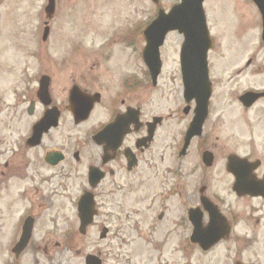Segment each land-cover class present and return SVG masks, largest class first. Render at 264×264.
<instances>
[{"label":"flooded vegetation","instance_id":"obj_1","mask_svg":"<svg viewBox=\"0 0 264 264\" xmlns=\"http://www.w3.org/2000/svg\"><path fill=\"white\" fill-rule=\"evenodd\" d=\"M202 16L211 40L202 63L210 95L199 114L195 95L198 97L200 89L194 87L198 63H189L188 95L184 96L177 54L179 98L175 95L172 109L164 110V115L159 108L147 114L145 95L156 89L158 82L147 83L141 61L130 69L112 61L111 44L124 39L122 32L116 38L105 34L86 52L83 39L87 36L80 31L74 46L67 50L70 59L67 56L56 67L48 64L29 83L24 91L28 96L22 97L28 107L20 112L21 117L29 118L25 135L8 142L0 133V229L13 228L9 245L16 244L27 227L26 249L35 262L39 263L38 258L49 261L62 249L76 251V247L63 246L77 245L87 235L79 232L81 198L89 194L95 203L89 230L105 211V198L129 194L133 185L144 182L146 174L154 187L141 200L147 205L140 208L150 213L151 220L142 240L151 241L169 220L175 242L168 250H173L175 257L178 245L195 246L206 253L208 250L198 245L210 244L218 237L211 249L225 242L235 247L247 240L237 230L257 227L264 213V0H204ZM229 32L237 36L238 46L224 42ZM141 37L134 45L138 53L143 46ZM130 41L134 43L135 38ZM42 75L48 77V91L39 96ZM74 90L80 94L73 98L77 116L91 107L86 120L80 116L77 122L69 110ZM230 109L233 118L227 122L243 124L241 132L239 128L232 133L219 130ZM40 120L48 130L39 142L30 141ZM168 120L173 123L170 165L162 172L160 162L167 148L159 153L156 147L160 129ZM7 132L10 138L15 127H8ZM222 136L230 138L231 147L227 148ZM216 171L221 172L222 180L227 179L224 194L211 186L210 176ZM241 201L248 204L246 210L238 205ZM103 223L98 226L101 242L114 234ZM128 226L123 221L116 233L120 244L126 245ZM103 230L105 236L101 237ZM153 249L162 257L159 246L153 245ZM86 256H96V263L106 264L101 252L85 254L83 264ZM233 260L232 264L240 262Z\"/></svg>","mask_w":264,"mask_h":264},{"label":"rangeland","instance_id":"obj_2","mask_svg":"<svg viewBox=\"0 0 264 264\" xmlns=\"http://www.w3.org/2000/svg\"><path fill=\"white\" fill-rule=\"evenodd\" d=\"M176 1L160 0V7L168 9ZM46 4L47 0H0V133L7 137L8 142L22 139L29 125V118L21 117L20 113L28 107L27 100L22 97L28 96L24 91L29 87V83L33 82L44 66L50 64L49 67H56L58 63L66 61L67 50L73 47L74 37L80 31L87 36L83 41L88 52V48L100 43L110 29L113 30L115 38L120 32L124 33L126 29H130V26L133 29H142L154 18L157 9L149 0H55V9L49 25L50 34L48 40L42 43ZM223 39L231 46L239 44L237 36L230 32L228 36L225 33ZM181 42L182 36L178 33H171L165 39V44L160 50L163 71L159 77L158 87L148 90L145 95L147 114L159 108L161 115H164V110L172 109L175 95L179 94L176 54L179 53ZM114 55V63L118 62L120 66L124 65L130 69L137 67V63L140 64L136 53L125 50L123 44L115 42ZM70 57L68 56V59ZM229 111L226 116L224 115L225 124L220 123L219 130L223 128L225 133H232L234 129L239 128L241 132L243 124H238L237 120L227 122L233 118L231 114L233 110ZM16 112L19 113V117H9ZM8 127L11 130L15 127V133L10 138ZM172 131L173 123L170 120L160 129L156 150L158 148L160 153L161 149L167 148L160 162L162 172H166L170 165L168 147L171 144ZM218 135L215 134V137ZM222 139L227 141V148L231 147L228 136L226 138L222 136ZM220 175L221 172L216 171L210 176L213 180L211 186L216 190H222L221 193L224 194L225 190H228L227 179L222 180ZM152 182L154 181L151 176L146 174L144 182L133 185L129 194L124 192L105 198L103 200L106 204L105 211L100 213L96 227L87 230V235L78 240L77 245L63 246L69 249L76 247V251L67 253L62 249L49 261L38 258V263L32 260L29 249H26L16 263L83 264L85 254L101 252L106 264H232L234 258L243 264H264V213L260 215L262 221L257 227L252 225V228L247 229L243 226L237 230L241 237L248 238L235 247L225 242L216 249L202 253L195 246L178 245L175 257L173 250H168L175 242L170 220L157 230L151 241L142 240L140 236L146 234V223L151 220L150 213L140 208L141 205H147L141 204V200L152 193L154 187ZM238 205H241L243 210L248 207L245 201ZM169 209L170 206L167 210ZM123 221L126 226L130 223L127 228L126 245L115 239L120 237L116 233ZM102 222L114 232L109 241L101 242L98 239L100 229L98 226L102 225ZM153 222L155 223L154 220ZM12 233L11 226L0 229V264H14V259L10 255L12 246L7 245ZM153 245L160 247L162 257L154 251ZM185 248L190 251L185 252ZM79 254L81 257H78Z\"/></svg>","mask_w":264,"mask_h":264},{"label":"water","instance_id":"obj_3","mask_svg":"<svg viewBox=\"0 0 264 264\" xmlns=\"http://www.w3.org/2000/svg\"><path fill=\"white\" fill-rule=\"evenodd\" d=\"M156 1V0H152ZM203 0H181V3L174 6L168 14L163 11L158 13L157 18L145 30L144 37L146 39V47L143 51V57L150 71L153 83L156 82L157 76L160 73L161 61L159 56V47L162 46L165 35L170 31H178L184 36V42L181 49V69L185 85V96L188 95L187 87L189 84L188 73L190 72V62H193L195 67L194 87L200 89V93L196 101L198 105L197 114L204 111L210 91L209 84L203 73L205 56L210 43L206 33V27L201 15V3ZM54 11V0H48V6L45 9L47 16H51ZM48 29L44 30L43 39L47 36ZM47 89L45 80L40 82L39 93H44ZM87 114V113H86ZM43 121L35 130H46ZM35 134H37L35 132ZM94 203L92 197L85 195L79 203V214L81 218L80 232L85 234L86 228L92 223L94 214ZM27 233L23 234L20 243L16 246L13 252L18 256L26 247L28 242ZM211 245V244H210ZM206 246V245H204ZM203 246V247H204ZM206 247L205 249L209 248ZM87 264H98L93 257L87 258Z\"/></svg>","mask_w":264,"mask_h":264}]
</instances>
